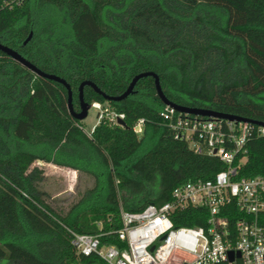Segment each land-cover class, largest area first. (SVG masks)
<instances>
[{"label":"trees","instance_id":"1","mask_svg":"<svg viewBox=\"0 0 264 264\" xmlns=\"http://www.w3.org/2000/svg\"><path fill=\"white\" fill-rule=\"evenodd\" d=\"M36 1L0 0V41L65 78L74 110L83 80L119 95L136 74L153 71L175 103L264 121V0ZM83 96L108 103L125 125L103 119L88 136L61 83L0 51V264H107L96 254H76L68 229L123 247L116 234L121 209L160 205L180 183L226 167L173 138L159 116L164 104L152 76L119 101L88 85ZM245 147L236 178L264 175V135L253 133ZM37 158L86 171L95 184L62 215L33 184L38 170L29 167ZM226 215L231 227L238 213ZM206 219L204 209L187 208L173 221L200 226Z\"/></svg>","mask_w":264,"mask_h":264},{"label":"built area","instance_id":"2","mask_svg":"<svg viewBox=\"0 0 264 264\" xmlns=\"http://www.w3.org/2000/svg\"><path fill=\"white\" fill-rule=\"evenodd\" d=\"M91 107L99 110L97 123L123 119L122 113L101 109L98 103ZM159 116L174 139L185 141L195 153L218 158L225 169L212 178L180 183L171 199L160 205L121 209L122 226L116 234L125 242L123 247L102 244L100 234L68 229L76 254H96L107 264H236V260L238 264H264V175L236 178L246 160V141L253 133L264 135V126L183 113L165 104ZM143 123L139 119L134 131L140 132ZM187 208L204 209L205 224L175 225L174 216ZM235 212L238 217L230 227L226 213ZM230 251L233 260H229Z\"/></svg>","mask_w":264,"mask_h":264},{"label":"rangeland","instance_id":"3","mask_svg":"<svg viewBox=\"0 0 264 264\" xmlns=\"http://www.w3.org/2000/svg\"><path fill=\"white\" fill-rule=\"evenodd\" d=\"M41 0H37L36 4H40ZM92 103H98L101 109L110 108L108 103L94 101ZM79 110V109H78ZM77 110V111H78ZM16 114V110L14 111ZM99 110L96 107H91L88 110L87 116L82 120L80 127L82 130L90 136L93 128L98 121ZM107 116H110L108 113ZM16 149L19 144L16 142ZM23 148L31 150L33 152H39L38 148L29 143H24ZM147 143L145 146H148ZM36 169L38 173L35 175L33 184L39 196L53 207L58 213L64 215L68 209L77 201H79L84 194L92 188L95 184V178L93 175L81 169H75L67 166H59L50 161H44L37 158L32 162L29 167V171ZM122 194V192H120ZM125 194V192H123Z\"/></svg>","mask_w":264,"mask_h":264},{"label":"water","instance_id":"4","mask_svg":"<svg viewBox=\"0 0 264 264\" xmlns=\"http://www.w3.org/2000/svg\"><path fill=\"white\" fill-rule=\"evenodd\" d=\"M32 34H33V32L31 30L29 32L28 36L25 38V40L23 42L24 44H26L29 41ZM0 51L5 53L8 57L12 58L14 61L21 64L23 67L29 69L30 71H32L36 75L61 83L67 90V101H68L69 112L74 118H76L78 120H83L87 116L89 108H91V106H92V103H88L87 101H85L84 96H83V89L86 85L91 86L97 93L101 94L103 96V98L107 101H110V100L119 101V100L126 98L129 94H131L134 91V87H135V85L139 79H141L143 77H147V76H152L154 78V83H155V88H156L157 94L160 97V99L162 100L163 104L169 105V106L175 108L176 110H178L180 112L190 113V114L200 115V116H205V117L225 118V119H229V120L251 122V123H255V124H259V125L264 126V121L255 120L252 118H248V117H244V116H240V115H236V114L225 113V112H221V111L210 109V108L192 107V106H186V105H181V104L175 103L166 97V95L164 94V92L162 90L160 80H159V76L153 71H144V72H140V73L136 74L131 79L126 90L119 95H109V94L103 92L93 81L83 80L79 84V87H78L80 108L78 111H76V110H74L73 104H72V89L70 87V84L66 81L65 78H63L57 74H54V73H49V72L43 71L38 66H36L34 63H32L30 60H28L26 57H24L21 53H19L16 49L9 47L8 45L2 43L1 41H0ZM118 123L121 125H125L124 120L121 118L118 119ZM234 256L235 255L233 254V252L230 251L229 252V260H233ZM237 256H239V253H237Z\"/></svg>","mask_w":264,"mask_h":264}]
</instances>
